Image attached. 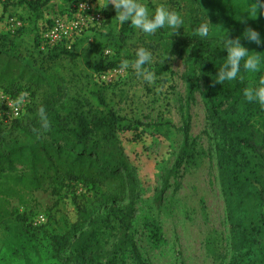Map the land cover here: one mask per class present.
<instances>
[{
	"label": "trees",
	"instance_id": "trees-1",
	"mask_svg": "<svg viewBox=\"0 0 264 264\" xmlns=\"http://www.w3.org/2000/svg\"><path fill=\"white\" fill-rule=\"evenodd\" d=\"M6 1L27 3L38 10L51 0ZM185 2L187 8L195 5L202 11L210 29L203 39L195 35L194 29L173 35L160 34L164 54L182 58L186 64L187 102L179 128L182 142L174 163L163 177L156 201L161 202L171 179L177 178L184 163L192 157L190 105L198 93L205 105L220 187L226 208L230 210L234 254L229 264H264V245L261 244L264 239V108L247 102L243 95L264 77V69L250 74L242 68L241 78L224 85L213 79L227 54L222 47L213 45L222 42L227 31L230 38L240 37L242 45L264 56V44L250 43L242 35L245 28L252 27L264 38V12L258 13L255 19L242 12L249 0ZM53 20H49L47 29ZM87 37L86 33H81L72 40L53 44L41 37L33 52L16 36L0 33V90L15 96L22 90L34 89L43 95L40 104L26 107L22 118L12 119L10 125L0 121V172L22 165L28 172L24 178L33 188H41L47 182L53 192L73 183H81L86 188H104L90 206H77V220L71 231L50 233L53 257L61 264H96L104 259L110 264H124L126 253L135 264H146L132 231L138 179L123 143L124 138L140 140L142 133L137 124H125L126 118L109 106L104 95L105 83L96 80L101 73L120 68L123 60L135 59V55L121 56L120 45L115 47V53L105 54L99 46L97 58L89 60L75 51ZM77 58L83 59L85 74L91 78L87 89L91 100L87 109L80 99L72 106L62 103L70 82L65 62ZM125 198L128 203L122 208L119 202ZM253 202L256 208L252 212ZM95 205L106 208L109 205L117 210L109 212L114 215V226L110 225L109 218L106 220L115 238L113 248L97 238L95 228L77 234L92 220L91 209ZM7 215L0 212V224L8 222ZM21 217L17 216L16 220Z\"/></svg>",
	"mask_w": 264,
	"mask_h": 264
},
{
	"label": "rangeland",
	"instance_id": "rangeland-1",
	"mask_svg": "<svg viewBox=\"0 0 264 264\" xmlns=\"http://www.w3.org/2000/svg\"><path fill=\"white\" fill-rule=\"evenodd\" d=\"M88 1L94 10L102 14V19L84 26L82 34L86 33L88 37L76 48V52L94 60L99 46L105 54H113L115 47L120 45L121 56L127 53L134 56L135 49L141 46L153 54V62L145 65L155 74L152 83L138 77L132 68L126 71L121 68L109 70L108 81L101 80L105 83L104 95L109 106L126 118L125 124H137L142 133L138 141L123 139L138 179L132 231L142 258L146 264H229L234 254L230 210L226 208L220 187L205 105L198 93L190 105L192 157L184 163L177 178L171 179L161 202L156 201L163 177L174 163L182 142L179 128L187 102L186 64L182 58L165 55L161 45L160 34H171L170 30L161 29L147 36L133 29L130 23L118 25L116 10L111 3L103 7L106 0ZM145 2L153 10L164 3L180 13L185 23L179 33L195 30L201 21L209 22L197 6L187 8L185 0ZM75 6L74 1L51 0L33 10L27 3L0 0V33L16 36L26 48L36 52L37 41L45 37L50 28L47 29L49 20L75 16ZM70 13L73 14L70 16ZM126 26L127 30L124 29ZM110 41L111 46H105ZM213 46L222 47V43L215 42ZM125 60L131 62L134 59L129 57ZM65 65L70 82L62 103L72 106L80 99L87 109L91 100L87 93L91 78L85 74L84 61L77 58L76 61L65 62ZM96 80L100 83L98 77ZM4 94L6 99L0 100V121L4 125H10L14 118H22L26 107L40 104L43 96L41 91L34 89L22 90L15 96ZM9 102L19 108L18 116L13 114ZM27 176V168L22 165H17L12 171L0 172V212L8 214V222L0 224V264H61L53 257L50 233L71 231L77 220V206H90L104 188H86L81 183H73L53 192L47 182L41 188H33L24 178ZM127 203L125 198L119 206L124 208ZM255 208L253 202L250 210L253 212ZM109 212L117 210L109 205L107 208L95 205L91 209L92 220L83 225L77 234L95 228L97 238L108 248H113L115 238L106 220L109 218L111 226L115 221L114 215ZM19 215L22 217L17 221ZM261 244L264 245V239ZM124 259V264H135L129 253ZM96 264L110 263L104 259Z\"/></svg>",
	"mask_w": 264,
	"mask_h": 264
},
{
	"label": "clouds",
	"instance_id": "clouds-1",
	"mask_svg": "<svg viewBox=\"0 0 264 264\" xmlns=\"http://www.w3.org/2000/svg\"><path fill=\"white\" fill-rule=\"evenodd\" d=\"M108 3H111L116 10L115 19L118 25L130 23L133 29L139 30L147 36L165 28L170 30L171 35L179 34L178 30L183 28L185 23L180 13L169 9L164 3L155 7L154 10L147 6L145 0H106L103 7ZM242 12H247L249 17L255 19L258 13L264 12V0H249ZM240 19H242L241 16ZM208 34L209 22H199L195 28V35L203 39ZM242 35L250 43L264 44V38L252 27L245 28ZM221 43L222 49L226 50L227 54L226 60L218 68L217 74L213 78L215 83L224 85L225 82L236 81L241 78L242 68L250 74H256L264 69V56L259 55L260 52L250 51L242 45L240 37L232 39L227 31ZM152 62V52L141 46L135 49V59L131 62L123 60L120 68L122 71L132 68L138 77L150 84L154 81L155 74L147 69L145 65ZM243 95L247 102L257 103L264 108V77L260 78L254 86L247 88Z\"/></svg>",
	"mask_w": 264,
	"mask_h": 264
},
{
	"label": "built area",
	"instance_id": "built-area-1",
	"mask_svg": "<svg viewBox=\"0 0 264 264\" xmlns=\"http://www.w3.org/2000/svg\"><path fill=\"white\" fill-rule=\"evenodd\" d=\"M76 14L69 17H56L53 20L51 27L46 32V40L49 43H57L64 40H72L79 36L89 23L99 22L102 19V14L94 10L92 4L88 0H79L76 2ZM109 73L106 71L98 77L102 81H108ZM6 95L0 90V100H5ZM11 106L13 114L19 115L20 110L16 106L8 103Z\"/></svg>",
	"mask_w": 264,
	"mask_h": 264
}]
</instances>
